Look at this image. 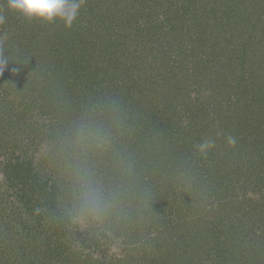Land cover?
I'll return each instance as SVG.
<instances>
[{
    "label": "trees",
    "instance_id": "16d2710c",
    "mask_svg": "<svg viewBox=\"0 0 264 264\" xmlns=\"http://www.w3.org/2000/svg\"><path fill=\"white\" fill-rule=\"evenodd\" d=\"M96 1L84 0L93 4ZM135 1L149 4L146 0ZM199 27H190L192 37L189 39L200 47H197L200 53L204 52L203 57L193 55V46L188 53L185 47L186 52L177 53L180 61L176 66L169 68L168 63L163 64L165 72L174 73V66L182 70V62L197 60L200 64L192 67L195 69L192 73L199 70L200 74L193 77L200 82L204 80L206 70H210L207 66L217 62L218 57H214L213 46L208 49L206 36L197 33ZM46 29L49 33L41 37L42 41L36 37L33 46L25 48L27 51L17 49L16 65L11 60H3L4 67L0 68V171L3 175L0 223L10 217L5 226H0V264L30 263L31 255L37 251L31 253L28 248L34 246L36 231L40 229L26 225L25 217L32 220L33 215L38 216L39 226L48 217L57 219L53 225L63 234L71 233L66 230L72 217L81 215L87 220L86 231L94 237L108 234L113 242L133 247L134 251L133 255H121L118 259L110 257L108 263L105 258L88 263L89 255L86 263H75L76 255L81 253L62 241L56 242L59 233L54 230V245H58L44 252L43 260L55 264H210L214 254H224L218 252L225 244L229 257L243 254L244 245L232 236L242 231L239 227L243 223L247 227L248 220L251 233L264 221V149L259 148L256 139L250 140L252 135L262 136L264 122L261 125L246 120L251 135L246 134L234 146L223 149L230 156L226 161H222L223 155L216 160L213 148L204 154L198 146L211 138L221 142L226 132L230 134L228 126L227 131L223 127L213 129V120L222 118L221 111L213 115L209 106L193 107L196 106L194 100L191 116L186 117L188 122L184 124L181 119H174L173 109L161 103L170 88L162 86L161 81L165 79L160 77L159 84L151 81L147 93L132 90L131 84L138 82L135 74L140 76L141 71L123 62L122 56L114 59L115 50L105 44L98 29L86 27L87 30L83 28L76 33L73 29L74 37L69 41L53 38L55 31L50 27ZM66 31L72 34L70 29ZM90 33L97 37L96 41L87 36ZM0 39V50L4 47L5 51L13 53L8 48L12 41L1 36ZM133 40L136 39L133 37ZM40 45L49 46L37 55ZM107 49H111L110 54ZM83 50L88 53L84 54ZM158 53L156 57L164 62L166 50L163 55ZM227 56V65L237 60L232 57V61L229 53ZM117 63L119 67L115 66ZM183 78L184 84L175 74L171 80L176 79L178 85L190 88L191 75L185 71ZM139 84L144 88L149 86V81ZM35 106L39 107L41 115L50 111L66 118L57 132L49 134L58 142L37 164L31 157L27 158L26 147L18 146V141L24 139L21 135L25 134L26 110ZM20 107L25 110L23 114H19ZM122 112L124 115L119 116ZM251 115L253 113L246 112L245 118ZM32 163L38 165V173L35 177L27 174L25 178L26 172L33 171ZM27 182L32 193L47 195L45 201L56 200L57 205L49 206L45 212L31 208L25 198ZM86 182L99 193L95 206L84 203ZM227 210L236 212L235 216L225 215ZM20 228L25 230L24 238L18 236ZM60 235L58 237L64 238ZM99 237L94 244L102 240ZM19 239L27 243L21 250L14 243ZM252 240L260 242L255 253L258 258L264 253V222ZM258 260L250 264H257ZM260 264H264V257Z\"/></svg>",
    "mask_w": 264,
    "mask_h": 264
},
{
    "label": "rangeland",
    "instance_id": "374dc122",
    "mask_svg": "<svg viewBox=\"0 0 264 264\" xmlns=\"http://www.w3.org/2000/svg\"><path fill=\"white\" fill-rule=\"evenodd\" d=\"M103 1L104 0H97L94 4L91 2H84L79 10L78 16L73 22L74 24L70 27H66L62 22L47 24L36 19H29L24 22L23 20L25 18L23 16L12 13L7 9V0H0V15L5 17V22L0 25V36L6 41H12L8 48H11L9 51L13 52H9V54L3 47L0 50V52L2 51V53H0V55H2L1 57L4 58L3 60L5 61L11 60V63L16 65L18 63L17 49L20 48V50L27 51L25 48L28 46L32 47L36 37L42 41L41 37L49 33L47 31L48 29H46L47 27L55 31L53 33V38H58L60 40L62 38L68 41L74 37L73 29L74 33L81 32L80 29H85L86 27H90L94 31L98 29L101 39L104 37L105 44L111 46V49L115 50L114 53L117 54L116 56H111L114 59L122 56L121 59L125 60L123 62L126 64L128 63L130 67H134L135 71H141L140 76L139 73L135 74L138 82L140 81L139 83H143L147 80L149 81V86H145L144 88L138 82H133L131 84L132 90L147 93L151 81L159 84L160 77L161 80L165 79L164 82L163 80L161 81L162 86L168 88L169 85L170 88L168 91L169 93L167 92V95L164 97L165 99H161V103L173 109L172 113L174 119H181L184 124L187 123L188 120L186 117L191 116L190 111L193 110L191 102L194 100L196 106L193 107H198L199 104L203 108L209 106L213 115L221 111L222 118H215V120H213V122H215L213 129L216 130L218 127H223V129L225 128L227 131L228 126L230 134L227 135L226 132V136L222 137L221 142H216L217 138H211L210 140L214 142L212 154L215 159H220L223 155L222 161H226L227 157L230 156H227L228 154L223 152V149L228 146L225 138L227 136H232L235 138L236 143H238L244 135L250 134L251 132H249V122L246 120L252 123L255 121L256 124L261 123V125L264 122V0H146L149 4L135 0L134 2H131L132 0H106L107 3H103ZM186 8L188 10L185 11ZM143 12H145V14ZM176 13H178V15H176ZM194 26H200L196 30L197 33L206 36L208 49L211 50L213 46L214 57H218L216 59L217 62L212 63V67L210 65L207 66L210 67V70H206L202 82L195 80L193 77L200 74L199 70H196L194 75L192 73L195 71L192 67H194L196 63L200 64L197 60L190 59L189 62H182V70H180V67H175V64H178L180 61V55L177 53L186 51L188 53L190 51L188 49L192 48V46L194 47L193 52L195 53H193V55H204V52L200 53V51H198L197 47H200L196 46L195 42L189 39V37H192V33L189 32V29ZM31 27L33 28L31 29ZM172 27H175V29L173 30ZM144 28H146L145 31L147 30L149 34L147 31L141 30ZM68 29L71 30L72 34L67 33L66 30ZM159 29H162L161 32ZM166 32H170V34L166 35ZM141 35L146 39H142ZM87 36L95 41L97 39V37L95 38L91 33L87 34ZM161 36L163 37L162 39ZM133 37L136 40H133ZM4 40L3 42H5ZM111 40L119 44L116 45L112 43ZM178 41H180V43ZM94 45L97 50L98 44L96 43ZM48 46L49 45L38 46L37 55H41L42 51L47 49ZM157 47L160 51L157 50ZM202 47L204 46L202 45ZM13 48L16 50H13ZM183 48H185L186 51H183ZM111 49L109 51L107 49L109 54ZM81 50L80 47L79 51ZM165 50L167 58L163 62L156 56L159 54L158 52H161L163 55ZM210 50L208 52H210ZM87 53L88 52L84 51V54ZM227 53L231 55V60L232 57L233 60L237 59L234 61L232 60L233 63L231 62L230 65H227ZM165 62L169 64V68L175 65L173 68L175 69L173 70L174 73L164 71L163 64ZM238 63H240V65H237ZM119 64L117 63L115 66L119 67ZM134 68H132V70H134ZM185 71L187 75H191V78H189L191 86L188 89L184 85H178L176 81V79H178L184 84L183 77ZM174 74L176 76V83L174 80H171ZM128 78L130 79V76L127 77V79ZM176 84L177 87L175 88L174 86H176ZM18 111L19 114L21 112L23 114L25 110L23 111L22 107H20ZM246 112H251L253 115L245 118ZM26 113L27 115L24 117L26 126L23 124L25 126V134L23 135L25 136L21 135L24 139L20 140V143L18 141V146H23V149L26 147L27 158L31 157L37 164L39 159H41L40 157L42 155H47L50 151L49 149L54 147L58 142L52 139L49 134L57 132L65 123L66 118L55 116L50 111L49 113H43L41 115L38 106L26 110ZM125 114L128 113L125 112ZM122 115H124L123 112L119 114V116ZM196 121L197 119H195V122ZM249 126L251 127V124ZM262 129H264V126ZM251 139H256L260 144L259 148L264 149V132L261 137L256 135L250 136V140ZM51 141H53V144L50 145ZM17 155L19 154L17 153ZM224 155L226 156L224 157ZM31 168L33 171L31 173L26 172L25 178L28 177L27 174H30L29 176L31 177H35V174L38 173V165L35 166V164L32 163ZM212 169L213 167L211 170ZM2 176V172L0 171V181L3 179ZM28 182L25 186V198L30 203L31 208L34 206L38 211L45 212L48 211L49 206L57 205L56 200H53V203L49 202L50 204L45 201L48 197L47 195L39 194L38 196L36 193H32V187L29 186ZM262 192L264 193V190H262ZM230 211L231 210H227L228 213L225 215H232V217H234L236 212L232 213ZM9 218L10 217H7L2 220L0 226L4 225ZM25 218L28 220L26 223L28 227H40V229L36 231V236L34 238L35 243H33L34 246H29L28 248L31 253L37 251L35 255L32 254L30 257L34 261V264H55L43 260V253L50 252L58 245H54L56 240L53 236L54 230L56 233H59L58 235L61 234L64 236V238H60L56 235L57 239H59L56 242L60 243L62 241V243L68 245L70 249L78 250L79 253H81L76 255L79 260L75 259V263H83L87 260L88 255V263L89 261L91 262L96 259L104 258L105 261H107L106 263H108V260L113 257L118 259L121 255L134 254L132 250L133 247L120 246L118 244L119 242H113L112 237L108 234L102 237H99L98 235L100 234H97L96 236L102 240H100L98 245L94 244L93 241L97 239V237H94L86 231L87 220H83L81 215L75 214L72 217V221L69 226H67L68 228L66 230L71 233L67 234H63L59 229L55 228L56 226L53 224L57 222V219L55 220L53 217H48L49 220L46 219L41 221V223H43L41 226H39L40 222L37 215L36 217L33 215L35 219L32 220H30L29 217ZM207 218L210 221V218ZM62 219L61 217L60 220ZM263 222H260L259 225L257 224V228L251 233L248 230L251 221L248 220L247 227L244 223L239 227V229L244 232L242 233V231H239L232 236L238 239L237 243H242L244 245L245 252L243 254L239 253L236 257H229V254L225 252L227 249L225 244L222 246L221 251L218 252L224 254H214L212 257L213 260H210V264H250L252 260L255 259H259L257 264H260L264 257V253L257 258L258 255H255V253L258 250L257 245H259L260 242L252 239L253 234H258V227L262 226ZM74 226H77L78 230ZM246 230L248 231L246 232ZM18 231L20 233L18 236L20 235L24 238L23 233L25 230L20 228ZM75 234H79L80 237L76 238L77 236ZM14 243L19 250H21V247L24 248L27 245V243H24L22 240L15 241ZM39 247L41 249H39ZM248 249H250V251H248ZM32 260L29 264L33 263Z\"/></svg>",
    "mask_w": 264,
    "mask_h": 264
},
{
    "label": "clouds",
    "instance_id": "9594fccd",
    "mask_svg": "<svg viewBox=\"0 0 264 264\" xmlns=\"http://www.w3.org/2000/svg\"><path fill=\"white\" fill-rule=\"evenodd\" d=\"M84 0H7V9L28 19H36L40 22L52 24L62 22L70 27L78 16ZM5 22V17L0 15V25ZM4 67L3 58L0 57V68ZM226 143L229 147L235 145L236 140L227 136ZM214 147V142L202 141L198 148L201 153L206 154ZM85 205L95 206L99 202V193L91 186L90 182L84 185Z\"/></svg>",
    "mask_w": 264,
    "mask_h": 264
}]
</instances>
